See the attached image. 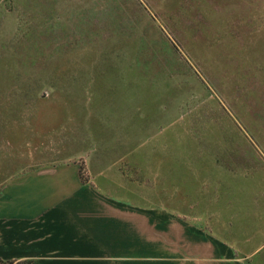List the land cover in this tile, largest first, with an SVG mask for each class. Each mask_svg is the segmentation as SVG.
<instances>
[{"label": "rangeland", "instance_id": "rangeland-1", "mask_svg": "<svg viewBox=\"0 0 264 264\" xmlns=\"http://www.w3.org/2000/svg\"><path fill=\"white\" fill-rule=\"evenodd\" d=\"M71 156L264 243V0H0V183Z\"/></svg>", "mask_w": 264, "mask_h": 264}, {"label": "crops", "instance_id": "crops-1", "mask_svg": "<svg viewBox=\"0 0 264 264\" xmlns=\"http://www.w3.org/2000/svg\"><path fill=\"white\" fill-rule=\"evenodd\" d=\"M81 159L19 166L0 183L2 263L247 264L264 246L218 221L137 202Z\"/></svg>", "mask_w": 264, "mask_h": 264}, {"label": "trees", "instance_id": "trees-1", "mask_svg": "<svg viewBox=\"0 0 264 264\" xmlns=\"http://www.w3.org/2000/svg\"><path fill=\"white\" fill-rule=\"evenodd\" d=\"M16 264H39V263L36 262V261H23V262H19V263H16Z\"/></svg>", "mask_w": 264, "mask_h": 264}, {"label": "water", "instance_id": "water-1", "mask_svg": "<svg viewBox=\"0 0 264 264\" xmlns=\"http://www.w3.org/2000/svg\"><path fill=\"white\" fill-rule=\"evenodd\" d=\"M0 264H4V263H2V262L0 261Z\"/></svg>", "mask_w": 264, "mask_h": 264}]
</instances>
